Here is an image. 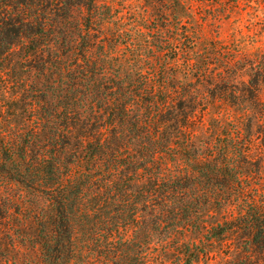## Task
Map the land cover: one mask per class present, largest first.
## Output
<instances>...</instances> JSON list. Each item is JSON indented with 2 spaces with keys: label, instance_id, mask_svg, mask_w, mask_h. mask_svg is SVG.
I'll list each match as a JSON object with an SVG mask.
<instances>
[{
  "label": "trees",
  "instance_id": "16d2710c",
  "mask_svg": "<svg viewBox=\"0 0 264 264\" xmlns=\"http://www.w3.org/2000/svg\"><path fill=\"white\" fill-rule=\"evenodd\" d=\"M190 1L173 0V7L191 9ZM101 6L0 0V77L15 68L21 45L24 70L36 78L24 84L32 125L23 144L0 147V188L22 186L36 208L34 264H150L154 249L167 250L185 232L200 242H178L182 264L207 257L238 229L263 248L264 191L251 181L261 175L264 153L254 149L250 123L243 125L251 109L230 115L211 139L198 128L213 102L258 101L264 66L251 59L240 88L235 57H221L213 42L200 52L201 30L180 18L170 38L155 18L144 43L124 47L120 34H104L114 17ZM210 208L232 218L209 223Z\"/></svg>",
  "mask_w": 264,
  "mask_h": 264
},
{
  "label": "rangeland",
  "instance_id": "374dc122",
  "mask_svg": "<svg viewBox=\"0 0 264 264\" xmlns=\"http://www.w3.org/2000/svg\"><path fill=\"white\" fill-rule=\"evenodd\" d=\"M97 1L102 5V10L111 9L114 17L104 24V34H120L118 39L125 43L124 47L131 40L144 43L145 32L149 29L147 25L154 26L152 22L155 18H161L166 35L170 38L176 31L173 25L180 18L181 25L189 22L201 30L203 43L198 48L200 52L208 42H213L212 49H219L221 57H235L232 66L236 69V81L240 88L244 86L243 82H248L251 59L264 66V0H191V9L183 5L174 9L173 0ZM83 12L77 11V14L81 16ZM221 57L216 56L218 67L222 62ZM13 63L15 68L0 77V147L3 145L5 148L8 145L4 143L8 142L21 146L24 132L32 125L27 104L30 96L24 91V84L36 78L33 73L24 70V51L21 45L14 51ZM218 71L230 79L231 73L223 67ZM248 107L251 109L250 119L248 117L249 121L245 120L243 125L250 123L254 149L258 154L260 151L264 153V81L260 83L258 101L254 103L236 106L223 102L211 103L205 111L204 124L198 128L199 137L213 138L229 126L232 116L243 117V111ZM251 182L257 189L264 191V163L261 175ZM26 194L23 187L15 183L3 184L0 188V213L5 200L10 201L12 207L8 218L0 224V264H34L40 260V247L36 242L37 226L31 217V211L36 208L26 202ZM230 208L237 212L235 205ZM206 217L209 223L232 218L226 210L218 208H210V214ZM184 239L200 242L198 234L185 232L182 237L177 235L171 239L167 250L160 247L154 249L150 264H182L177 258L175 247ZM210 249V254L195 264H264V247L252 245L244 230L229 233Z\"/></svg>",
  "mask_w": 264,
  "mask_h": 264
}]
</instances>
